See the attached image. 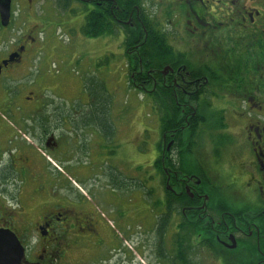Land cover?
<instances>
[{
	"label": "flooded vegetation",
	"instance_id": "af4514ba",
	"mask_svg": "<svg viewBox=\"0 0 264 264\" xmlns=\"http://www.w3.org/2000/svg\"><path fill=\"white\" fill-rule=\"evenodd\" d=\"M20 1L10 25L0 23V251L16 238L21 264H73L67 253L81 247L97 255L81 264H111L132 240L125 229L142 227L145 204L147 264H264V0H133L127 20L130 0H53L112 24L131 54L130 87L174 119L170 144L164 134L149 159L151 187L140 124L90 93L71 106L50 95L40 31L12 29ZM39 1L27 0L21 17ZM127 29L138 35L129 49ZM146 47L158 49L152 69ZM143 249L115 264H136Z\"/></svg>",
	"mask_w": 264,
	"mask_h": 264
},
{
	"label": "rangeland",
	"instance_id": "374dc122",
	"mask_svg": "<svg viewBox=\"0 0 264 264\" xmlns=\"http://www.w3.org/2000/svg\"><path fill=\"white\" fill-rule=\"evenodd\" d=\"M27 3V0H23L15 5L12 29L16 33L22 28H29L34 36L40 31L38 37L44 45V54L40 56L37 68L49 79L52 86L57 85L55 89L53 88V94L50 93V95H53L61 105L71 106L89 104L87 94L90 93L93 97L95 96V101L98 100V96L102 97L105 100L104 103L110 106L112 115L121 114L123 116L121 120L133 122V126L140 124L143 131V179L148 187L154 185L149 159L157 141L160 149L162 148L161 140L164 134L161 133V117L153 110L154 105L151 99L129 85L127 68L131 54L129 50L127 54L124 51L123 36L112 34L98 39H87L82 33V27L89 12L86 10L87 6L74 3L71 11L65 12L55 7L53 0H44L39 1L35 14L30 12L28 16L21 17V10L27 8ZM41 19L44 22L40 28ZM166 140L170 144L169 136ZM164 144L167 146V142ZM163 149L162 151L165 152V148ZM208 164L210 165L211 162ZM161 185L163 180L160 178L159 195L162 191ZM142 218L143 228L133 224L132 227L125 229L132 235V240L127 241L126 245L118 251L120 254L112 259L111 264L122 259L124 256L122 253L126 252V255H129L133 250H137L140 242L144 246L143 257L137 255L136 264H141L140 260L142 264L148 263L145 257L148 258L150 255L147 245L152 238V233L147 229L151 227L152 217L145 204L142 208ZM106 239V243L109 244L107 250L114 247V242L109 235ZM123 242L121 240L120 244ZM67 255L68 260L73 264H81L83 257L87 260L92 257L97 258L96 254L82 247Z\"/></svg>",
	"mask_w": 264,
	"mask_h": 264
},
{
	"label": "trees",
	"instance_id": "16d2710c",
	"mask_svg": "<svg viewBox=\"0 0 264 264\" xmlns=\"http://www.w3.org/2000/svg\"><path fill=\"white\" fill-rule=\"evenodd\" d=\"M126 4H128L126 5L128 9V14L126 13L127 15L126 14L124 15L125 20H127L129 17L130 9L133 8L134 6V1L130 0ZM113 16H116V17L112 19H121V17H119L117 14ZM82 33L87 39H98L101 37L116 34L113 25L107 22H104L103 17L97 14V12H94L86 16L85 23L82 27ZM127 35H128L127 37L128 41L126 42L127 43L126 46H127V49H129L131 47V43H133L134 40H137L138 35L135 31L131 32L128 29H127ZM152 36L153 35L150 34L148 40H150ZM157 50L158 49L156 47H146L142 49L140 58L142 59L144 65H147L146 66L147 69L153 68V62H155L156 60ZM158 59H160V56L158 57ZM104 102H105L104 99L98 96V104H105ZM160 117H161L160 121H161V133L162 134L168 133L169 131L174 129V126H173L174 119H170L169 113L161 112Z\"/></svg>",
	"mask_w": 264,
	"mask_h": 264
},
{
	"label": "water",
	"instance_id": "95a60500",
	"mask_svg": "<svg viewBox=\"0 0 264 264\" xmlns=\"http://www.w3.org/2000/svg\"><path fill=\"white\" fill-rule=\"evenodd\" d=\"M11 3L12 0H0V23L3 28L10 25ZM14 241L15 248H11L9 251H0V264H21L22 249L16 238Z\"/></svg>",
	"mask_w": 264,
	"mask_h": 264
}]
</instances>
